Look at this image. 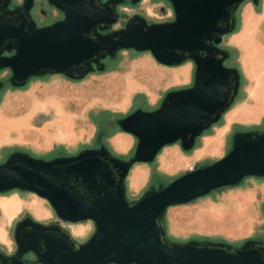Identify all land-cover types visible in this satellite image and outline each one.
Instances as JSON below:
<instances>
[{
	"label": "water",
	"instance_id": "95a60500",
	"mask_svg": "<svg viewBox=\"0 0 264 264\" xmlns=\"http://www.w3.org/2000/svg\"><path fill=\"white\" fill-rule=\"evenodd\" d=\"M125 1L49 0L64 18L39 26L32 14L34 0L18 6L0 0V71L10 70L14 87L48 74L83 79L105 70V59L125 49L149 51L167 66L195 64L192 85L170 90L155 109L137 108L117 119L121 130L137 138L129 158L115 156L100 134L98 147L74 155L44 158L16 150L0 163V193H36L60 220H91L95 227L80 242L57 223L26 216L15 226V252L0 250V264H264V243L254 238L240 245L176 241L165 223L171 206L239 185L247 177H264V128L237 130L222 158L152 185L136 199L128 197L126 184L134 165L153 162L165 146L180 142L191 150L234 104L242 74L225 64L231 53L221 43L236 29L238 9L247 0H168L174 19L150 23L134 14L114 28ZM4 86L0 77V89Z\"/></svg>",
	"mask_w": 264,
	"mask_h": 264
},
{
	"label": "rangeland",
	"instance_id": "374dc122",
	"mask_svg": "<svg viewBox=\"0 0 264 264\" xmlns=\"http://www.w3.org/2000/svg\"><path fill=\"white\" fill-rule=\"evenodd\" d=\"M124 3L118 7L120 20L114 28L124 26L134 14H140L150 23L175 17L169 1L141 0L133 4L126 0ZM244 5L245 2L238 9L236 29L240 23V8ZM260 33L264 37L263 29ZM221 46L231 53L225 64L238 67L242 74L240 52L229 44V34L225 35ZM105 63V70L91 72L83 79L48 74L31 78L24 87L11 85L10 70L0 71L5 81L0 89V163L16 150L44 158L74 155L82 149L98 147L100 134L102 142L115 156L127 159L135 151L137 138L126 139L117 119L137 108L155 109L167 92L188 87L194 81L193 61L167 66L159 63L149 51L121 50ZM186 63H191L188 70ZM246 85L245 80L235 101L244 97ZM225 124L223 115L197 137L191 150H184L177 142L165 146L153 162L134 165L126 180L128 197L136 199L152 185L168 183L191 167L222 158L231 147L233 134L243 129L235 124L225 134L222 130ZM263 128L264 125L259 129ZM216 133L226 137L222 153L195 157L204 138ZM126 140L131 141L127 147L122 145ZM4 201H16L17 209L7 212ZM26 216L45 224L57 223L80 242L86 241L95 229L91 220L78 223L60 220L48 200L36 193L11 190L0 193L2 252H15V226ZM165 223L169 237L176 241L211 239L240 245L254 238L264 243V177H247L239 185L220 188L192 202L171 206Z\"/></svg>",
	"mask_w": 264,
	"mask_h": 264
},
{
	"label": "crops",
	"instance_id": "0c3cea01",
	"mask_svg": "<svg viewBox=\"0 0 264 264\" xmlns=\"http://www.w3.org/2000/svg\"><path fill=\"white\" fill-rule=\"evenodd\" d=\"M262 29L264 32V0H260L258 5L251 0L245 1V5L240 8L239 27L229 34V44L240 52L239 65L243 74L242 82L246 80L247 83L244 88L246 94L242 98L239 97L224 114L226 124L222 130L225 134L235 124L245 130L259 129L264 125V37L260 33ZM190 65L191 63L185 64L187 70ZM123 132L126 139L132 138V134ZM222 135L216 133L205 137L195 157L222 153V147L226 144V137ZM130 142L126 140L125 147L129 146Z\"/></svg>",
	"mask_w": 264,
	"mask_h": 264
},
{
	"label": "flooded vegetation",
	"instance_id": "af4514ba",
	"mask_svg": "<svg viewBox=\"0 0 264 264\" xmlns=\"http://www.w3.org/2000/svg\"><path fill=\"white\" fill-rule=\"evenodd\" d=\"M23 2L24 0H12L10 6H18ZM123 4L126 3H122L119 6H122ZM32 14L39 26L49 25L64 18V13L52 5L49 0H34Z\"/></svg>",
	"mask_w": 264,
	"mask_h": 264
},
{
	"label": "bare ground",
	"instance_id": "6f19581e",
	"mask_svg": "<svg viewBox=\"0 0 264 264\" xmlns=\"http://www.w3.org/2000/svg\"><path fill=\"white\" fill-rule=\"evenodd\" d=\"M122 145L124 146V144ZM3 205H4V209L7 212H13L18 207V203L16 201H4Z\"/></svg>",
	"mask_w": 264,
	"mask_h": 264
},
{
	"label": "built area",
	"instance_id": "2783aa9c",
	"mask_svg": "<svg viewBox=\"0 0 264 264\" xmlns=\"http://www.w3.org/2000/svg\"><path fill=\"white\" fill-rule=\"evenodd\" d=\"M194 167H191V169H193Z\"/></svg>",
	"mask_w": 264,
	"mask_h": 264
}]
</instances>
